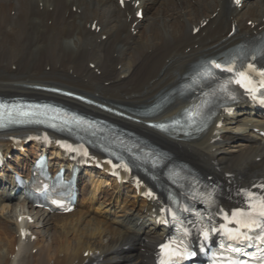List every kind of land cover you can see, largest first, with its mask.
Returning a JSON list of instances; mask_svg holds the SVG:
<instances>
[{"label": "bare ground", "instance_id": "6f19581e", "mask_svg": "<svg viewBox=\"0 0 264 264\" xmlns=\"http://www.w3.org/2000/svg\"><path fill=\"white\" fill-rule=\"evenodd\" d=\"M139 9L141 19L134 15ZM231 25L236 31L229 36ZM263 26L264 0H243L232 8L227 0H0V95L51 98L103 114L31 86L71 89L102 101L145 102L175 82L209 47L232 45L240 35H253ZM185 104L175 99L144 119L162 120ZM241 106L248 115H258L250 105ZM226 116L222 112L193 140L120 121L226 183L248 186L257 179L264 181V138L254 132L262 129L261 120L247 124L251 131L238 137L217 127ZM242 138L247 142L229 144ZM223 143L237 150L223 155L219 153ZM38 148L48 150L32 143L27 152L26 146L0 140V159L2 153H15V159L0 166V264H152L164 233L155 223L158 201L146 199L141 185L119 182L104 165L81 175L79 206L72 212L34 209L16 190L13 173H22ZM49 153L62 158L53 147ZM54 163L70 169L65 159ZM103 184L106 188L98 192ZM114 210L119 214L111 218ZM148 221L152 226L143 233Z\"/></svg>", "mask_w": 264, "mask_h": 264}, {"label": "snow or ice", "instance_id": "6c2138e0", "mask_svg": "<svg viewBox=\"0 0 264 264\" xmlns=\"http://www.w3.org/2000/svg\"><path fill=\"white\" fill-rule=\"evenodd\" d=\"M238 3L239 0H236ZM121 3H123V0H121ZM214 66L216 68H220L221 65L215 64L213 62ZM251 67V65H250ZM226 71H232V69L226 68ZM205 75H211L212 73L210 71H206L204 73ZM243 76V73H241ZM261 75H264V73H261ZM261 87L264 88V83H261ZM250 93L252 94V98L256 99L255 89H250ZM264 103V100L261 101ZM249 197V204H248V211L245 212L244 210L238 209L235 212H233V218L237 217V213H240L242 217H245L243 219H236L235 222L238 225L236 229H227L224 225H221L222 229H225L226 233H228V238L231 240H245L248 239L247 233L246 232H241L240 229H247L248 231H252L256 228H260L262 225H264V196H261L258 203L252 201V197L255 196L254 193H247ZM212 232H216V228L211 229ZM235 233V234H233ZM187 235V232H185ZM202 236L207 239L209 232L204 231L201 233ZM182 243V242H181ZM161 248L169 252V259H187L188 256L195 255L194 252H188L187 250L185 251H179L178 249H171L169 245H161ZM238 251V249H236Z\"/></svg>", "mask_w": 264, "mask_h": 264}, {"label": "rangeland", "instance_id": "374dc122", "mask_svg": "<svg viewBox=\"0 0 264 264\" xmlns=\"http://www.w3.org/2000/svg\"><path fill=\"white\" fill-rule=\"evenodd\" d=\"M240 110L239 109H236V110H234L232 113H231V120L233 121L231 124H225L224 125V127H226L227 129H230L231 131H233L232 133H234V134H237L238 135V137L240 136H243L244 134H248V132H249V128H247V127H245L246 125H245V123L248 121V117H246V114L245 115H237L236 113L237 112H239ZM239 118H244V119H242V121H237V122H235L236 120H239ZM227 125V126H226ZM243 127H245L247 130H245V129H243ZM245 143V142H247L246 140H244L243 138L242 139H235V140H233V142H230L229 144H237V143ZM226 146V144H222L221 146H220V150H219V152L220 153H222L223 155H231L233 152L232 151H235V150H237L236 149V147H225ZM235 146V145H234ZM229 148H231V150H229ZM117 212H118V210H114V216H110V215H108V216H110L111 218H113V217H115V216H117L118 214H117ZM149 225H150V223H147L145 226H144V229H148L147 227H149ZM143 233H144V230H143Z\"/></svg>", "mask_w": 264, "mask_h": 264}]
</instances>
